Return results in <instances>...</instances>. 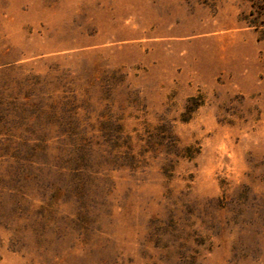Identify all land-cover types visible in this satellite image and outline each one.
Instances as JSON below:
<instances>
[{
  "label": "rangeland",
  "instance_id": "obj_1",
  "mask_svg": "<svg viewBox=\"0 0 264 264\" xmlns=\"http://www.w3.org/2000/svg\"><path fill=\"white\" fill-rule=\"evenodd\" d=\"M0 264H264V0H0Z\"/></svg>",
  "mask_w": 264,
  "mask_h": 264
}]
</instances>
